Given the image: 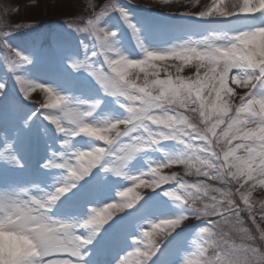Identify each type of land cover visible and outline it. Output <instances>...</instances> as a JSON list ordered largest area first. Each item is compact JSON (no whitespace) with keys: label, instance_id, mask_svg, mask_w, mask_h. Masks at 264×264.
I'll use <instances>...</instances> for the list:
<instances>
[{"label":"rangeland","instance_id":"obj_1","mask_svg":"<svg viewBox=\"0 0 264 264\" xmlns=\"http://www.w3.org/2000/svg\"><path fill=\"white\" fill-rule=\"evenodd\" d=\"M220 0H218L219 2ZM108 0H0V82L5 84V88L0 90V194L3 192H17L27 188L31 195H39L42 191H51L59 184L63 183L66 170L56 167H44L46 161L52 158L53 153L64 152L65 157L71 158L75 149H89L92 146L109 147L106 142L78 135L76 137L65 136L55 129L49 121L44 119L42 109L36 104L46 101V93L36 88L30 92L28 100L20 92L16 76H21L26 80L45 83L53 86L62 94L67 95L72 101L83 100L81 105L84 109H89L88 103L100 100L101 103L92 110V115L88 117L89 122H104L123 118L127 115L125 108L121 106L123 98L113 97L104 93L100 84L83 69L73 70L70 66L72 60H83L86 57L93 63V67L99 68L103 63L102 56L90 57L89 53L97 46L94 34L78 32L82 29L88 18H92V13L99 11V5L107 3ZM118 3L127 9L131 21L136 25L143 43L148 49H161L174 41L192 36L193 39H200L208 35L210 31H228L229 33L237 28L256 27L264 25V13H257L248 16L241 21L238 18L230 20H218V14L214 12L212 17L198 20L190 16H196L200 11H207L213 4V0H118ZM239 3V0H226L224 10L231 9L232 4ZM219 3L216 7L218 8ZM221 10V9H220ZM233 12L236 9H231ZM75 22L69 26V22ZM83 21V22H82ZM101 25L109 30H116L117 35L113 38L114 45L120 52L130 58H142L143 52L137 46L131 29L120 16L119 12L112 11L102 18ZM4 40L14 49L28 56L30 63L18 64L15 69H11L10 61L17 59L6 46ZM113 58L115 53H113ZM156 68H148V79H166L180 76L185 80L195 79L196 75L203 74L208 69L199 66L193 60L183 63L178 59L169 58L165 61H155ZM105 71L110 69L103 65ZM179 69V71H177ZM156 72L158 75H153ZM129 78L142 83L145 73L138 68L128 69ZM229 87L233 89L231 93H222V98L228 100L234 109L239 103V98L248 93L247 88H243L229 80ZM156 94L158 89H150ZM207 97V93H204ZM214 95V94H213ZM36 103V104H35ZM131 103V102H129ZM171 110L164 113L163 109L154 110V114L164 118L165 115H175L182 112L197 129L205 130L208 126L200 117L199 112L191 109L198 107L196 104H189L188 108H180L177 105L166 106ZM258 107V106H257ZM55 113L56 110L49 109ZM35 113V115H33ZM233 113H229L232 115ZM211 119H215L214 116ZM225 119H227L225 117ZM69 126L70 125H66ZM123 128L124 125H119ZM153 131H163L162 126L150 124ZM226 127L221 125L217 133ZM255 127V125H251ZM110 135H115V132ZM133 134H130V136ZM129 137L122 139L121 143H129ZM213 151L220 154L223 159V152L240 140H233L231 145L227 144L223 138L213 137ZM68 140V145H62L61 141ZM195 143H199L196 141ZM187 140L165 139L156 144L149 145L138 151L123 169L121 176L114 175L110 171L97 166L92 173L76 182V186L53 206L51 214L55 218L79 222L89 214L91 206H98L104 209V203H113L117 208L125 199H131L135 195L142 197L141 201L133 209L125 210L122 213L107 209L117 217L102 226L100 233L93 239L92 243L86 245L83 251L82 264H116V260L123 255L125 264H134L139 254L135 253L133 240L140 234V229L150 231V237H143L144 244L140 245L141 252L147 247V241H158L161 243L160 249L149 261V264H183L186 261L203 260L199 255V244L195 242L196 236L201 227L209 226L203 221L209 219H219V217H203L186 214V221H182V226L177 228L172 234L167 227L152 228V224H159L162 219L172 218L185 211L183 205L174 199V195L168 197L164 194L166 189L175 193V181L170 180L161 188L153 190L146 184L151 180V175L145 174L140 180L133 183L128 177L138 176L140 173H148L151 164L166 159L167 156L187 152ZM10 146V147H9ZM121 145L116 146L120 153ZM15 156L20 164H15L7 159L8 156ZM123 155V153H120ZM237 156H245L243 149H237ZM204 157L201 156V159ZM57 163L62 158L57 157ZM110 159V157H106ZM212 162H219L212 158ZM191 167L182 163H172L160 169L161 175L172 176L173 174L183 182H186L190 191H195L193 185H207V189H202L199 198L196 200L197 207L205 204L211 205L212 198L223 201V207L227 208V199H231L242 211L240 220L237 223L235 216L228 218L227 224H221L220 228L227 233L230 245L241 242L236 230L240 227L249 229L250 233L257 239L245 241L253 246H259V232L252 223L241 198V193H247L251 189L249 197L256 221L264 227V220L260 218L261 202L264 201V186L258 183L264 177L257 176L256 180L245 182L244 179H226L228 183L219 179H213L214 169H208L199 161H190ZM117 165L116 158L108 165L111 169ZM201 172H197V168ZM235 170V169H233ZM203 171H208L209 175L204 176ZM244 187H241V185ZM255 184V187L252 185ZM36 186V187H34ZM125 187H132L133 192L127 198L117 195ZM221 189L229 192L230 196L224 198ZM191 204V200H189ZM90 228H81L77 234L88 236ZM170 234L168 237L167 235ZM229 245V246H230ZM207 246V245H205ZM223 246V245H222ZM127 251V252H126ZM213 249L209 248L207 255H211ZM126 252V253H125ZM125 253V254H124ZM52 259L69 258L67 254H54Z\"/></svg>","mask_w":264,"mask_h":264},{"label":"snow or ice","instance_id":"obj_2","mask_svg":"<svg viewBox=\"0 0 264 264\" xmlns=\"http://www.w3.org/2000/svg\"><path fill=\"white\" fill-rule=\"evenodd\" d=\"M261 2L264 3V0H261ZM217 3L218 0H213V4L209 6L207 11H200L196 16L190 17L203 20V18L212 17L215 12L218 14V20L227 21L232 18H238L242 21L245 17L254 16L257 13H264V7H259L253 12L237 10L231 15H226L223 14L222 10L216 7ZM98 7L99 11L92 13V18H88L84 27L82 29L77 28L76 31L94 34L99 50H97L96 46L94 50L89 53V56H102L103 63L100 64L101 67L95 68L93 67V63L89 62L90 59L86 57L83 60L70 61V66L73 70L83 69L88 72L100 84L104 93L113 97L123 98L121 106L125 108L127 115L123 118L105 120V123L102 126L109 129L107 135H104L101 138L89 136L97 141L106 142L110 145L109 147L92 146L89 149H75L74 155L71 158L65 157L64 152L52 154V158L45 162L44 167L65 169L67 174L62 184H59L51 191H42L38 196L31 195L29 198H23L28 197V194L30 193L27 188H23V190L20 189L17 192H3L4 194H0V202L12 204L19 200L28 201L30 206L37 210V214H45L56 231L65 236L64 243L47 255L40 257L37 264H82V249L86 245L92 243V239L100 233L102 226L113 221V219L118 216V214L114 215L113 212H109L107 209H113L115 212L122 213L125 210L133 209L134 206L141 201L142 197L137 194L131 199H125L118 208L113 203L107 202L104 203V209H99L98 206H91L88 216L79 222H70L68 220L53 217L51 214L53 206L56 205L64 194L68 193L76 186V182L89 176L97 166L110 171L112 174L114 173V175L121 176L126 163L141 149L169 138L187 140V152L167 156L166 159L154 163L155 166H152L153 164H151L148 168V173H140L138 176L128 178L132 180L133 183L137 180H140V183H145V181L141 179V176L149 174L151 175V180L146 186L153 190L164 187L167 181H175V193L179 194H174L169 189H166L164 194L168 197L174 195V199L183 205L185 211L172 218L162 219L159 224L153 223V229L162 226L167 227L170 230V234H172L177 228L184 224H182V221H186V214L203 217H219V219L203 221L209 226L201 227L199 229L195 242L199 244V255L203 260V264H231V258L234 255L233 249L229 246L230 241L227 239V233L222 231L220 225L222 223L227 224L230 216H235L237 220H240V212L242 209L235 205L231 199H227L228 207L224 208L222 206L223 201L216 200L215 197L212 198L213 203L211 205L205 204L202 207H197L196 200L199 198L201 190L207 189L208 186L204 184H200L199 186L193 185L192 187L196 189L195 191L187 190L188 185L186 182L178 179L174 174L172 176L161 175L160 169L172 163H182L191 167L189 162L195 160L199 161L201 165L206 166L208 169H214L215 174L212 178L219 179L225 183L229 182L226 179L227 177H231L232 180H237V182H239L240 179H244L247 183L256 180L257 176H260L258 173L261 168H264V147L252 145L255 148V151H253L250 156L246 153V149L250 146V142L247 140V137L250 135L249 129L254 128L251 127V125H255V122L252 124H244L243 121L248 118V112L246 109L249 106H255L258 102H264V64H259V66H257L254 59L251 62L247 60H236L231 63L226 62L223 58V51H215V43L218 40H222V47L224 49H227L229 45H233L235 46V50L242 52L243 49L237 39L238 32L241 30L254 32L257 28L264 27V25L237 28L228 34H224L221 31H210L208 35H205L202 38H206L209 41L210 45H212L210 50L214 51V54L218 59L203 66L208 69L207 71L202 75L198 73L195 79L185 80L180 76H176L175 79L169 77L166 79H155L150 81L148 79L147 69L156 68V64L155 66H149L146 59H133L122 53L118 56L115 50H110V44L113 42V38L117 35L116 30H109L100 23L102 18L110 12H119L129 29H131L137 46L142 52L151 51L150 49L143 48L138 29L131 21L127 9L122 7L118 3V0H108L107 3L99 5ZM241 7H243V5H241ZM72 23L75 22H69L70 27ZM200 39H194L190 44V46L197 49V51L201 50V45L198 42ZM4 42L17 58L10 61V67L12 70L15 69L18 64L31 62L28 56L22 54L19 50L12 48L6 40H4ZM113 53H115L116 58H113ZM117 59L121 61L141 60V65L139 66L125 64L121 65V67L127 73L128 69L132 67L138 68L145 73L142 83L130 79L128 75L127 83L124 86L126 89L124 94H121L119 88L109 86L108 80L106 79V77L112 75L111 69L116 66L113 64V61H116ZM104 64L107 65L110 72L104 70ZM177 71H179V69ZM153 75H158V73L154 72ZM15 78L19 84L20 92L26 100H28L30 92L34 91L36 88H39L46 93V101L41 104H35L39 109L44 110L42 113L44 119L54 125L57 132L70 137H76L78 135L88 136L83 132L78 135H71V132L76 126L70 124L67 119L61 118L58 122L52 121V116L60 115L61 108L52 107L51 105H57L60 104L61 101H67V95L62 94L53 86L45 83L26 80L21 76H16ZM233 78H236L241 82H248V86L251 88V91L240 96L239 103L234 109L230 106L228 100L223 99L221 95L222 93H230L229 90L233 91V89L229 87V80L231 79L233 82ZM157 80L165 81V83L158 84L156 83ZM4 88L5 84L0 82V90H3ZM170 88H175V94H169L166 98L161 97V93L167 92ZM150 89H158L159 91L156 94H153V91ZM204 93L208 94L207 97ZM153 97L161 98L152 99ZM29 102L34 103L32 101ZM77 102L81 105L85 104V101L83 100H77ZM100 103V100H95L88 104L94 110ZM190 103L198 105V107L191 110L193 112H199L200 117L208 125L205 130L197 129V127L192 124L188 117L182 112H176L175 115H165L164 118L154 114V110L159 109H163L164 113H167L171 109L166 106L171 105H177L180 108L187 109ZM49 109H54L56 111L55 113L49 112ZM229 113L233 114L229 115ZM33 115H35V113H33ZM212 116H214L215 119H211ZM88 117L90 116L83 117L85 122H89ZM225 117L227 119H225ZM150 124L162 126L164 130L155 132L150 127ZM66 125H70V127ZM119 125H124V127L121 129L118 127ZM221 125H226V127H224L218 134L217 129L221 128ZM113 132H115V135H110ZM130 134L133 135L130 136ZM125 137H129V143H121L122 139ZM213 137H216L217 139L223 138L229 145H231L233 140H240L242 142L225 150L223 152V159H221L220 154L212 150ZM196 141H199V143H195ZM61 143L66 146L69 144V141L64 140L61 141ZM118 144L121 145L120 153H123V155H120V153L117 152L116 146ZM237 149H243L246 153L245 156L247 157L244 165L246 170L243 174H238L232 167V161L237 156ZM201 156L204 158L201 159ZM57 157L62 158L59 160V163H57ZM106 157H110V159H106ZM114 157L116 158L118 166L109 169L108 165L113 162ZM212 158H215L219 163H213ZM7 159L17 165L20 164V161L14 155L8 156ZM197 172L200 173L201 168L198 167ZM202 174L208 176L209 172L203 171ZM262 182H264V179L258 181L260 184ZM241 187H244V185L242 184ZM252 187H255V184H253ZM215 191L220 192L221 196L224 198L230 196L229 192L221 189H215ZM132 192V187H125L117 192V195L122 198H127ZM250 196V188L247 193H241V198L244 205L247 207V212L251 217L252 223L258 230L264 227H261L256 221L253 206L249 201ZM189 200H191V204H189ZM260 218L261 220H264V207H261ZM81 228H90L91 232L88 236L77 234ZM170 234H168L167 237ZM150 236V231L141 228L140 234L133 240L132 248H134L135 253L139 254L134 264H149V261L160 249V242L149 240L147 241V247L141 252L140 245L145 243L143 237ZM209 248L213 249L211 255H207ZM60 253L67 254L69 258H51L54 254ZM116 264H125L123 255L116 260ZM183 264H200V262L186 261L183 262Z\"/></svg>","mask_w":264,"mask_h":264},{"label":"clouds","instance_id":"obj_3","mask_svg":"<svg viewBox=\"0 0 264 264\" xmlns=\"http://www.w3.org/2000/svg\"><path fill=\"white\" fill-rule=\"evenodd\" d=\"M161 2H166V0H161ZM259 7H264L261 0H239V3L232 4L231 9L253 12ZM231 9L222 10V12L231 15L233 13ZM221 32L224 34L229 33L228 31ZM237 39L243 49L242 52L235 50L233 45H229L227 49H224L222 40L215 43V51H223V58L229 63L236 60L251 62L254 59L257 66L264 64V27L257 28L254 32L241 30L238 32ZM193 40L192 36H188L185 39L174 41L164 48L144 51L141 59H146L149 66H155V61H165L169 58L178 59L183 63L195 60L201 67L218 59L214 51L210 50L212 45L206 38L198 41L201 45L200 51L190 46ZM141 43L144 49H148L142 39ZM110 50H115L118 56L121 54L119 48L113 42L110 44ZM113 64L116 66L111 69L112 75L106 77V79L109 86L119 88L121 94H124L126 91L124 86L127 83L129 73L124 71L121 65L139 66L141 60L121 61L117 59L113 61ZM156 83L164 84L165 81L157 80ZM233 83L251 91L248 82H241L233 78ZM175 91V88H170L167 92H162L161 97L166 98L169 94L174 95ZM231 91L229 90L230 93ZM161 97H153L152 99H160ZM51 106L61 108L60 115L51 117L53 122H58L61 118H64L70 124L76 126L71 132L73 136L83 132L88 136L101 138L108 134L109 129L102 126L105 121L99 123L84 121L83 117L92 114L93 109L91 106L86 110L81 107L80 103L72 101L69 97L67 101H61L60 104ZM246 111L248 112V118L243 123L252 124L255 122V127L249 129L250 135L247 137L250 146L246 149V153L250 156L255 151L252 145L264 147V102L249 106ZM246 159V156H236L232 161V167L238 174H243L246 170L244 167ZM258 175L264 177V168L260 169ZM261 185L264 186V182ZM260 206L264 207V201L261 202ZM237 223L242 224L243 221L237 220ZM258 232L260 245L253 246L245 242H254L257 239L250 233L249 229L240 227L236 230L241 242L230 245L234 253L231 264H264V228L258 229ZM64 241L65 236L56 231L49 218L45 214H37V210L33 209L28 201L19 200L12 204L0 202V264H37L40 257L47 255L63 244Z\"/></svg>","mask_w":264,"mask_h":264},{"label":"bare ground","instance_id":"obj_4","mask_svg":"<svg viewBox=\"0 0 264 264\" xmlns=\"http://www.w3.org/2000/svg\"><path fill=\"white\" fill-rule=\"evenodd\" d=\"M219 4V9H221V10H224L223 8H224V6L226 5V0H220L219 2H218Z\"/></svg>","mask_w":264,"mask_h":264}]
</instances>
